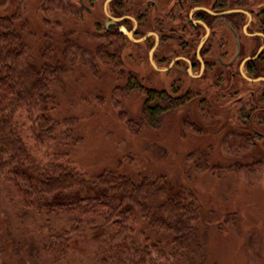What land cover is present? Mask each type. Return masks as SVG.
<instances>
[{"label": "rangeland", "instance_id": "374dc122", "mask_svg": "<svg viewBox=\"0 0 264 264\" xmlns=\"http://www.w3.org/2000/svg\"><path fill=\"white\" fill-rule=\"evenodd\" d=\"M7 1L5 5L11 9L19 3L15 2L17 0L13 3ZM21 1L22 15L28 16L30 20L34 44L43 41L44 34H47L58 49V56L64 49V41L85 52L80 55L82 51L77 53L73 48L70 52L72 56L66 63L69 68L74 61V67L69 69L61 82L54 81L51 85L53 102L50 113L54 119L62 120L58 130H68L67 138L58 143L56 135L54 141L38 149H35L31 140H27L39 162L47 161L58 151L67 153L63 160H67L89 181L104 173L124 175L133 181L163 176L173 189L191 188L201 209L195 229L197 235L192 240V245L198 248L190 247L192 262L264 264V167L251 166L255 163L254 159L264 156V150L261 153L258 147L247 145L249 143L238 141L232 144L231 138H224L225 133L233 129L232 98L221 99L216 93L217 90L224 91L227 86L216 89L208 80L187 77L179 81L176 77L171 80L170 74L153 70L147 57L150 43L138 47L128 45L126 49L116 50L123 71V77H118L117 70L113 72L90 55L97 45L105 44L104 39L100 38V23L105 19L100 7L103 0L95 2L90 14L85 8L91 6L92 0H81L82 5L80 0ZM231 1L234 3V0ZM245 1L255 10L258 6L264 7V0ZM198 2L206 6L208 0ZM60 3L74 8L60 9L57 7ZM53 4L56 10H50ZM174 4L175 0L169 1L170 6ZM44 7L49 10H44ZM106 50L112 51L110 48ZM247 53L248 50L246 53L241 52L240 56ZM89 64H95V74L89 69ZM128 74L135 80L132 78L125 86ZM237 79L235 87L238 92L234 98L246 97L249 90L261 87ZM138 85L140 88H137ZM115 87L127 92L124 100L127 115L132 119L142 117L145 120L146 126L140 133L128 132L126 126L117 119L110 98ZM145 90L166 91L173 96L165 103L159 102L158 98L153 102L163 103L170 108L159 115L152 128L144 111ZM187 90L189 94L187 98L180 99L181 104L176 98L182 97L181 94ZM175 106L178 108L174 109ZM64 119L67 121L63 122ZM185 119L202 131L196 134L188 126L185 128L182 125ZM20 122L27 124L25 118H21ZM220 129L223 132H219ZM208 131L214 136H210ZM204 151L210 152L207 157L209 165H231L232 171L217 172L213 176L208 171L196 172L187 153ZM191 158L195 161L198 155ZM255 177L261 180L251 185L249 181ZM3 184V191H10L7 182ZM82 194L87 196L93 193L85 191ZM3 203L0 205V264H18L19 260L22 264H47L44 260H35L30 254V243L20 240L21 233L16 231V224L21 220L18 199H6ZM135 230L144 231V237L150 241L158 237L139 221L135 222ZM91 238L92 233L80 236L72 245L67 259L58 264H92L97 259V252Z\"/></svg>", "mask_w": 264, "mask_h": 264}, {"label": "trees", "instance_id": "16d2710c", "mask_svg": "<svg viewBox=\"0 0 264 264\" xmlns=\"http://www.w3.org/2000/svg\"><path fill=\"white\" fill-rule=\"evenodd\" d=\"M6 2L0 0V205H4L6 199H18L21 220L16 224V231L21 233L20 240L30 243L31 256L47 264H58L67 259L80 236L92 233L90 241L97 252L92 264H194L190 247L198 248L192 245V240L197 235L195 229L201 209L191 188L173 189L163 176L133 181L124 175L104 173L89 181L63 160L67 153L56 151L43 162L33 154L27 140L38 149L54 141L56 135L58 143L68 136V130H58L62 120L54 119L50 113L51 85L54 81L61 82L74 67V61L69 68L66 63L72 49L77 53L82 49L64 41V49L58 56V49L47 34L36 46L32 42L30 20L22 15V1H15L19 3L12 9L6 7ZM55 6L53 4L50 10H56ZM57 7L72 8L62 3ZM44 10L49 9L44 7ZM104 41V45L99 44L90 52L92 59L113 72L117 70L116 75L123 77L118 49L110 48L109 52ZM88 67L92 73L97 72L95 64ZM125 78V86L132 78L135 80L130 74ZM144 92V111L152 128L159 115L169 110L163 103L170 98L164 92ZM126 96L127 92L120 87H115L110 94L119 122L128 132L138 134L146 126L145 120L127 115ZM156 98L163 103L153 104ZM21 118H25L27 124L21 123ZM182 125L196 134L202 131L187 119ZM219 132H223L222 129ZM208 133L214 136L211 131ZM225 137L231 138L232 144L239 141L232 130L227 131ZM187 154L198 173L208 171L213 176L217 172L232 171L231 165H209L208 151ZM193 155H198L197 160L191 158ZM254 160L252 167H264V156ZM260 180L255 177L248 181L254 185ZM5 181L10 189L7 193L3 191ZM85 191L93 194L85 196L82 194ZM136 221L156 233V240L144 237L142 230L136 232ZM17 263L22 264L20 260Z\"/></svg>", "mask_w": 264, "mask_h": 264}, {"label": "flooded vegetation", "instance_id": "af4514ba", "mask_svg": "<svg viewBox=\"0 0 264 264\" xmlns=\"http://www.w3.org/2000/svg\"><path fill=\"white\" fill-rule=\"evenodd\" d=\"M96 1L85 8L88 14ZM169 1L103 0L100 7L105 19L100 23V37L106 40V47L119 50L150 43L147 57L152 69L170 74L171 80L187 77L208 80L216 89L227 86L224 91L217 90L216 96L232 98V133L262 153L264 7L255 10L245 0H208L206 6L198 0H175L172 6ZM237 77L261 87L249 90L246 97L234 98ZM188 94L187 90L176 99Z\"/></svg>", "mask_w": 264, "mask_h": 264}, {"label": "water", "instance_id": "95a60500", "mask_svg": "<svg viewBox=\"0 0 264 264\" xmlns=\"http://www.w3.org/2000/svg\"><path fill=\"white\" fill-rule=\"evenodd\" d=\"M125 34L129 36V34H127V33H125ZM200 46H201V43H200V45H199V47H198V50H199ZM152 51H153V49H152V50L150 51V53H149V57H150V59H151ZM197 54H198V53H197Z\"/></svg>", "mask_w": 264, "mask_h": 264}]
</instances>
